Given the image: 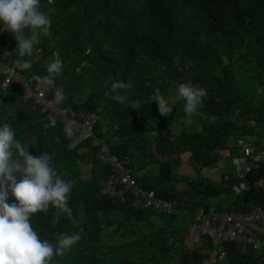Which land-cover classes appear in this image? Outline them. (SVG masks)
Instances as JSON below:
<instances>
[{"label":"trees","instance_id":"obj_1","mask_svg":"<svg viewBox=\"0 0 264 264\" xmlns=\"http://www.w3.org/2000/svg\"><path fill=\"white\" fill-rule=\"evenodd\" d=\"M40 3L51 21L50 35L41 34L34 45L39 52L22 58L31 60V69H16L32 79L43 77L58 54L63 67L47 96L63 88L67 99L62 105L98 116L88 136L78 137L75 131L69 139L61 124L43 126L42 114L21 99L17 85H0V126L7 122L15 138L27 144L29 154L48 152L57 173L75 180L68 205L77 225L66 214L57 222L52 206L30 218L40 238L54 246L59 233L83 229L82 239L50 264H201L213 244L206 236L189 232L197 206L207 210L205 200L216 198L215 210L264 208V158L251 166L246 174L251 185L238 194L230 190L238 180L232 171L226 170L227 179L222 173L219 180L203 174L219 162V148L237 153L238 137L253 152L264 150V0ZM24 34L30 35L29 30ZM16 45L13 34L2 30L0 53L15 48L21 59ZM106 81L107 87L131 81L128 102L120 104L106 96ZM188 82L207 91L191 116L184 112L186 101L177 92L180 83ZM156 89L173 105L167 117L151 99ZM93 138H102L111 152L125 157L137 184L170 200L176 212L163 215L135 208L127 193L121 198L100 193L109 166L98 159L90 143ZM72 143L75 147L69 148ZM180 157L194 175L175 172ZM141 164L145 170L138 172ZM85 166L89 173L83 176ZM7 202L17 201L9 194ZM219 246L226 253L221 264H264V246L259 250L234 242Z\"/></svg>","mask_w":264,"mask_h":264},{"label":"clouds","instance_id":"obj_2","mask_svg":"<svg viewBox=\"0 0 264 264\" xmlns=\"http://www.w3.org/2000/svg\"><path fill=\"white\" fill-rule=\"evenodd\" d=\"M53 2L48 0L49 4ZM42 7L40 0H0V25L16 40L21 59L15 61V68L21 71L31 69V60L22 58L33 55L34 45L40 43L41 34L50 35L51 21L49 15L41 10ZM25 29L30 35L24 34ZM62 67L60 56L54 54L46 68L48 75H33V79L42 86H52ZM108 84L109 81H106V96L120 104L128 102L131 81H116L110 87H107ZM177 92L186 101L184 112L188 116L197 111L202 98L207 95L206 89L190 82L180 83ZM66 99L64 89L55 88V103L60 104ZM151 99L157 102L161 116L167 117L172 112L173 105L159 89L155 90ZM74 124V120L65 124L64 132L69 139L76 134ZM74 147L75 143L69 144V148ZM52 160L53 156L48 152L38 156L29 154L27 144L15 138L14 129L7 122L0 126V264H50L54 256L63 258L82 239L80 233L83 229L72 234L59 233L54 246L48 240H42L31 224L33 214L47 211L50 206L57 209V222L61 214H66L73 225L78 224L68 205L75 180L62 178L51 166ZM9 194L18 203H8Z\"/></svg>","mask_w":264,"mask_h":264},{"label":"built area","instance_id":"obj_3","mask_svg":"<svg viewBox=\"0 0 264 264\" xmlns=\"http://www.w3.org/2000/svg\"><path fill=\"white\" fill-rule=\"evenodd\" d=\"M45 1L48 3V0ZM2 29L3 26H0V33ZM15 52L14 48L10 52L0 53V85L2 87L8 84L17 85L20 88L21 99L32 102L42 114L41 120L44 127H51L56 123L65 127L66 123L74 120L77 136L81 138L88 136L98 119L97 113L74 112L61 103L56 104L54 96H47L51 86H42L15 68V61L18 59ZM34 52L37 54L39 49H35ZM90 143L96 148V155L100 162L109 166V173L99 188L100 193L119 198L127 193L131 206L135 208H149L163 215L176 212L170 200L161 198L152 189L137 184L127 167L126 158L111 152L102 138H93ZM234 145L238 149L237 153L231 154L228 148H219L216 154L220 159L228 160L234 176L238 179L230 184V190L232 194H238L250 187L251 180L246 177V174L253 164L264 158V150L253 152L252 146L241 137L234 140ZM227 177L228 175L224 172L223 179ZM189 231L194 235L206 236L213 244L201 264H221L226 255L219 246L221 242L248 245L253 250H259L264 246V236H261V233H264V208L253 205L247 211L232 212L224 209L205 210L199 205L192 212Z\"/></svg>","mask_w":264,"mask_h":264},{"label":"crops","instance_id":"obj_4","mask_svg":"<svg viewBox=\"0 0 264 264\" xmlns=\"http://www.w3.org/2000/svg\"><path fill=\"white\" fill-rule=\"evenodd\" d=\"M218 161H219L217 163L218 165H216L215 167H212L211 169L209 168V169L203 170V174L207 175L208 177H210L213 180H219L222 173H224L226 170H228L230 168V165H229L227 159H219ZM178 165H179V167L175 170V172H177L179 174L186 175V176L194 175V171L190 168V166H188L184 162V160L181 157H180V162ZM140 166H142V164L138 166V168H139L138 172H142L143 170H145V169H142ZM225 166H228V169L225 168ZM214 199H215L214 202H207L208 207H209L208 209H214L215 208L216 198H214ZM224 204H225V200L222 201L221 205H224Z\"/></svg>","mask_w":264,"mask_h":264},{"label":"rangeland","instance_id":"obj_5","mask_svg":"<svg viewBox=\"0 0 264 264\" xmlns=\"http://www.w3.org/2000/svg\"><path fill=\"white\" fill-rule=\"evenodd\" d=\"M185 101L183 100V103H184ZM186 103V102H185ZM184 119H186L187 120V116L186 117H183ZM190 119H192V117L190 118ZM185 120V121H186ZM188 122V121H187ZM179 164V163H178ZM176 165V164H174V170H176L178 167H179V165ZM216 165H218V164H216ZM225 168H227L228 169V166H225ZM228 170H230V171H232V169H231V167L228 169ZM233 172V171H232ZM89 173V167L88 166H85L83 169H82V174H83V176H86L87 174ZM206 202H214L215 201V199L214 198H210V199H206L205 200ZM190 238V237H189ZM191 239V238H190Z\"/></svg>","mask_w":264,"mask_h":264}]
</instances>
